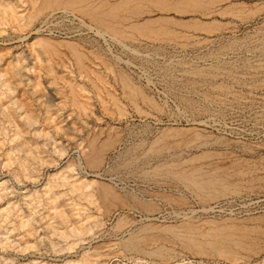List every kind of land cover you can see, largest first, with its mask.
Returning a JSON list of instances; mask_svg holds the SVG:
<instances>
[{
	"label": "rangeland",
	"instance_id": "374dc122",
	"mask_svg": "<svg viewBox=\"0 0 264 264\" xmlns=\"http://www.w3.org/2000/svg\"><path fill=\"white\" fill-rule=\"evenodd\" d=\"M102 1L0 0V264H264V0ZM217 229L246 240L236 260L207 245Z\"/></svg>",
	"mask_w": 264,
	"mask_h": 264
},
{
	"label": "bare ground",
	"instance_id": "6f19581e",
	"mask_svg": "<svg viewBox=\"0 0 264 264\" xmlns=\"http://www.w3.org/2000/svg\"><path fill=\"white\" fill-rule=\"evenodd\" d=\"M37 1H39V0H32V2H33V5H36L37 4ZM80 1H86L87 2V0H40V4L36 7V6H34V7H36L35 8V11H34V13L35 14H37V13H39L42 9L44 10V8H49V7H55V6H58V5H70V4H75V3H77V2H80ZM94 1V0H93ZM102 1V0H101ZM128 1V0H127ZM146 1V0H145ZM151 1H154V0H151ZM169 1V0H168ZM187 1V0H186ZM29 2V1H28ZM88 2H90V1H88ZM103 2V1H102ZM104 2H105V0H104ZM110 3L111 1H107V3ZM116 1H114V3H115ZM142 2V1H141ZM140 2V3H141ZM154 2H156V1H154ZM189 2H190V0H189ZM5 3H7L6 1H5ZM11 3V2H10ZM31 3V2H30ZM91 3V2H90ZM106 3V2H105ZM136 3V2H135ZM139 3V2H138ZM137 3V4H138ZM159 3V2H158ZM163 3V2H162ZM171 3H172V1H171ZM182 3H184V2H182ZM187 3V2H186ZM82 4H84V3H82ZM92 4V3H91ZM91 4H88L89 6L87 7V9H85V14L86 15H88L92 20H94L95 22L96 21H98V22H102V21H104V17H105V19H106V16L107 15H109V16H113L114 18L116 17V14L118 13L117 11H119L118 9H121V8H123L124 7V2H122V3H116L115 5H113V6H111L110 8H105V7H102V6H96V5H91ZM93 4H95V3H93ZM97 4V3H96ZM130 4V3H129ZM133 4H134V2H133ZM136 4V5H137ZM142 4V3H141ZM167 4V3H166ZM170 4V3H169ZM196 4H197V2H196ZM30 5V4H29ZM78 5H80V4H78ZM77 5V6H78ZM104 5H106V4H104ZM110 5H112V4H110ZM140 5V4H139ZM143 5V4H142ZM10 6H12V5H10ZM31 6V5H30ZM62 6V7H63ZM83 6V5H82ZM94 6H96L97 8H94ZM129 6V5H128ZM131 6V5H130ZM130 6L129 7H126V8H130ZM161 6V5H160ZM165 6V5H164ZM178 6H179V4H178ZM182 6V5H181ZM3 7V6H2ZM14 7H16V6H14ZM71 7H73V6H71ZM74 7H76V6H74ZM170 7H174V6H170ZM183 7V6H182ZM185 7V6H184ZM30 9H31V7H29ZM56 8V7H55ZM64 8V7H63ZM125 8V9H126ZM137 8V7H136ZM12 9V8H11ZM10 9V10H11ZM33 9V8H32ZM72 9V8H71ZM78 9H80V8H77V10ZM133 9H135V8H133ZM15 10V9H14ZM18 10V9H17ZM29 10V9H28ZM46 10V9H45ZM74 10V9H73ZM83 10V12H84V9H82ZM82 10H81V12H82ZM123 10V9H122ZM139 10V9H138ZM141 10H142V8H141ZM190 10V9H189ZM16 11V10H15ZM72 11V10H71ZM124 11V10H123ZM30 12V11H29ZM78 12V11H77ZM119 12H121V11H119ZM131 12V11H130ZM134 12V11H133ZM136 12V11H135ZM138 12V11H137ZM17 13V12H16ZM141 13V12H140ZM10 14V13H9ZM43 14V13H42ZM120 14V13H119ZM123 14V13H122ZM18 15V14H17ZM20 16L22 15V14H19ZM29 15V14H28ZM32 15H34L33 14V12L29 15V17H28V19L30 18H32L33 16ZM126 14H124V16H125ZM7 16V15H6ZM8 16H10V15H8ZM15 16H16V14H15ZM25 16V15H24ZM35 16V15H34ZM120 16V15H119ZM118 16V17H119ZM129 16V15H128ZM130 16H131V14H130ZM137 16V15H136ZM5 17V16H4ZM12 17H13V15H12ZM12 17H11V20H12ZM121 17V16H120ZM127 17V16H126ZM17 18V17H16ZM22 18H23V16H22ZM21 18V20H23ZM27 18V17H26ZM26 18H24V20L26 19ZM88 18V17H87ZM34 19H36V17L34 18ZM110 18H108V20H109ZM8 20V19H7ZM17 20V19H16ZM20 20V21H21ZM27 20V19H26ZM111 20V19H110ZM117 20V19H116ZM120 20V19H119ZM119 20H117V21H119ZM124 20V19H123ZM127 20V19H126ZM19 21V20H18ZM121 21V20H120ZM119 21V22H120ZM151 22H152V20H150ZM5 22V21H4ZM22 22V21H21ZM20 22V23H21ZM28 21H26V23H27ZM84 22V21H83ZM97 22V23H98ZM122 22V21H121ZM147 22V21H146ZM24 23V22H23ZM28 23H30V21L28 22ZM27 23V24H28ZM103 23V22H102ZM114 23V22H113ZM118 23V22H117ZM123 23V22H122ZM122 23H120L121 25H123ZM133 23V22H132ZM136 24H137V22H135ZM153 23V22H152ZM22 24V23H21ZM85 24V23H84ZM111 24V23H110ZM109 24V25H110ZM136 24H135V26H136ZM97 25V24H96ZM112 25V24H111ZM21 26V25H20ZM26 26V25H25ZM106 26V25H105ZM107 26H108V24H107ZM117 26H119V25H117ZM125 26H126V24H125ZM149 26L150 25H148V24H145L144 22H143V25L141 24V25H137V29L138 30H140V31H148L149 30ZM155 26V25H154ZM160 26V25H159ZM2 27V26H1ZM23 27H24V25H23ZM98 27V26H97ZM104 27V26H103ZM120 27V26H119ZM151 27H153L152 25H151ZM150 27V28H151ZM21 28V27H20ZM157 28V27H156ZM165 28V27H164ZM164 28L163 29H161V31L162 30H164ZM102 29V28H101ZM100 29V30H101ZM106 29V28H105ZM105 29H103V31L105 30ZM110 29V28H109ZM125 29V28H124ZM114 33L115 32H118V30H117V28H116V26H114V24H113V26H112V29H111ZM110 30V31H111ZM120 30V29H119ZM103 31H101V33L103 32ZM125 31V30H124ZM128 30H126V32H127ZM136 31V30H135ZM155 31H157V30H155ZM158 31H159V29H158ZM167 31V30H166ZM170 31V30H169ZM98 32H100V31H98ZM129 32V31H128ZM160 32V31H159ZM165 32V31H164ZM133 33V32H132ZM138 33V32H137ZM153 33V32H152ZM162 33H163V31H162ZM161 33V34H162ZM117 34V33H116ZM136 34V33H135ZM135 34H133V35H135ZM141 34V33H140ZM145 34V33H144ZM144 34H142V35H144ZM146 34H148L147 32H146ZM123 35V34H122ZM124 36V35H123ZM126 36V35H125ZM128 36H130V35H128ZM149 36V35H148ZM41 37V36H40ZM119 37H120V35H119ZM50 38V37H49ZM118 38V37H117ZM124 38V37H123ZM129 38V37H128ZM113 39V38H112ZM133 39V38H132ZM42 41L43 42H45V44H50L51 43V40H49V39H45V38H42ZM55 41V40H54ZM64 41V40H63ZM71 41V40H70ZM76 42V41H75ZM57 43H59V42H57ZM78 44H79V42H77ZM120 43H122V42H120ZM73 44V43H72ZM81 44V43H80ZM39 45V44H38ZM42 45V44H41ZM52 45H54V44H52ZM66 45H67V43H66ZM73 45H75V44H73ZM123 45V44H122ZM33 46V45H32ZM70 47V46H69ZM72 47V46H71ZM49 48V47H48ZM54 48V47H53ZM59 48V47H58ZM62 49V48H61ZM34 50V49H33ZM46 50V49H45ZM49 50H51V49H49ZM73 51H74V54H75V57L76 58H74V59H76V61H77V64H78V68L79 69H86L87 68V66H86V64H85V62H84V59H83V53H82V51H80L79 49H78V47L76 48V47H73ZM92 51V50H91ZM58 52V51H57ZM63 53V52H62ZM61 53V54H62ZM93 53V52H92ZM59 54V53H58ZM73 54V53H72ZM53 55V54H52ZM86 55V54H85ZM71 56V55H70ZM97 56V55H96ZM49 57H50V55H49ZM54 57V56H53ZM73 57V56H72ZM100 57V56H99ZM55 58V57H54ZM53 58V59H54ZM95 58V57H94ZM120 58V57H119ZM51 59V58H50ZM90 59V58H89ZM118 59V58H117ZM103 60V59H102ZM106 60V59H105ZM105 60H103L104 62H105ZM102 61V62H103ZM126 61V60H125ZM113 64V63H112ZM15 65V64H14ZM25 67V66H24ZM113 67V66H112ZM109 69V68H108ZM88 70V69H87ZM36 72V71H35ZM84 72V71H83ZM89 72V71H88ZM94 72H95V70H94ZM16 73V72H15ZM18 73V72H17ZM98 73H99V71H98ZM95 76V75H94ZM102 76V75H101ZM106 76V75H105ZM125 76V75H124ZM66 77V76H65ZM93 77V76H92ZM128 78V77H127ZM126 78V79H127ZM65 79V78H64ZM67 79V78H66ZM66 79H65V82L67 83V81H66ZM71 79V78H70ZM124 79V78H123ZM122 79V80H123ZM72 82V81H71ZM77 82V81H76ZM11 83V82H10ZM38 83V82H37ZM128 83H130V82H127V84L126 85H128ZM68 84H70V83H68ZM99 84V83H98ZM8 85V84H7ZM105 85V84H104ZM125 85V84H124ZM78 86H79V84H78ZM101 86V85H100ZM9 87H10V85H9ZM70 87H71V85H70ZM73 87V86H72ZM71 87V88H72ZM135 87V86H134ZM109 88V87H108ZM10 89V88H9ZM95 89V88H94ZM103 89V88H102ZM137 89H139V88H137ZM69 90V89H68ZM76 90V89H75ZM78 90V89H77ZM96 90V89H95ZM110 90V89H109ZM113 90V89H112ZM128 90V89H127ZM89 91V90H88ZM105 91V90H104ZM111 91V90H110ZM131 91H135V89L134 88H131ZM137 91V90H136ZM82 92V91H81ZM138 92V91H137ZM5 93V92H4ZM85 93V92H84ZM97 93V92H96ZM98 93H100V92H98ZM106 93V92H105ZM115 93V92H114ZM129 93H131V92H129ZM128 93V94H129ZM134 93V92H133ZM141 93V92H140ZM80 94V93H79ZM132 94V93H131ZM67 95V94H66ZM134 95V94H133ZM75 96V95H74ZM84 96V95H83ZM129 96H130V94H129ZM90 97V96H89ZM88 97V98H89ZM143 97V96H142ZM68 98V97H67ZM70 98H72V97H70ZM99 98V97H98ZM132 98V97H131ZM130 98V99H131ZM146 98V97H145ZM77 99V98H76ZM107 99V98H106ZM118 99V98H117ZM10 100V99H9ZM72 100V99H71ZM75 100V99H74ZM89 100V99H88ZM148 100V99H147ZM151 100V99H150ZM121 101V100H120ZM134 101H136V100H134ZM78 102V101H77ZM101 102H102V99H101ZM104 102V101H103ZM107 102V101H106ZM21 103V102H20ZM79 104H81L84 108L86 107V105L84 104V103H82V102H78ZM87 103V102H86ZM111 103V102H110ZM120 103V102H119ZM156 103V102H155ZM17 104V103H16ZM3 105V104H2ZM107 105V104H106ZM112 105V104H111ZM102 106H104V105H102ZM110 107V106H109ZM116 108V107H115ZM122 108V107H121ZM83 109V108H82ZM93 109V108H92ZM91 109V110H92ZM108 109H110V108H108ZM118 109V108H117ZM118 110H120V109H118ZM6 119V118H5ZM28 119V118H27ZM48 119V118H47ZM51 119V118H50ZM52 122V121H51ZM175 129V128H174ZM174 129H172V131H175ZM179 130V129H178ZM184 130V129H183ZM166 131H169V130H166ZM176 131H177V129H176ZM182 131V130H181ZM170 132V131H169ZM184 132V131H183ZM186 132V131H185ZM40 133V132H39ZM120 133V132H119ZM165 133V132H164ZM45 134V133H44ZM170 134V133H169ZM180 134V133H179ZM185 134V133H184ZM184 134H182V135H184ZM165 136H166V133L164 134ZM174 135V134H173ZM108 138H107V140L105 139V142H103V143H99L98 141V143L95 141L96 139H95V137H94V139L95 140H93L92 142H90V143H92L91 144V146H90V149H91V152H90V154L87 156L88 157V161H89V163H98L101 159H102V156H103V151L105 150V147L106 146H108V145H110V144H113L114 142H115V137H114V134H113V136H110L109 134H108ZM17 137V136H16ZM97 137V136H96ZM183 137V136H182ZM191 137V136H190ZM189 136H188V138H190ZM24 138V137H23ZM103 138V137H102ZM187 138V137H186ZM185 137H184V139H186ZM156 139V138H155ZM160 139V138H159ZM159 139H158V141H159ZM15 141H16V139H15ZM90 141H91V139H90ZM155 141V140H154ZM153 141V142H154ZM17 142V141H16ZM151 142V141H150ZM185 142V141H184ZM89 143V144H90ZM156 144V143H155ZM17 145V144H16ZM19 145V144H18ZM21 145V144H20ZM20 145H19V147H20ZM24 146V145H23ZM22 146V147H23ZM31 146V145H30ZM27 147V146H26ZM25 147V148H26ZM2 148V147H1ZM14 148V147H13ZM30 148V147H29ZM108 148V147H107ZM110 148V147H109ZM24 149V148H23ZM33 149V148H32ZM58 150V149H57ZM26 152H28V149H27V151ZM32 152V151H31ZM60 152V151H59ZM13 153V152H12ZM30 153V152H29ZM39 154V153H38ZM22 155V154H21ZM7 156V155H6ZM15 156V155H14ZM24 156V155H23ZM20 158V157H19ZM28 158V157H27ZM43 159V158H42ZM87 159V158H86ZM16 160V159H15ZM25 161V160H24ZM23 161V162H24ZM44 161V160H43ZM42 161V162H43ZM11 164V163H10ZM24 164V163H23ZM26 164H27V162H26ZM70 167H68V168H71V165H69ZM96 165H94V167H95ZM177 166V165H176ZM186 167V166H185ZM187 168V167H186ZM182 170V169H181ZM185 170V169H184ZM194 170H195V168H194ZM143 171V170H142ZM192 171V170H191ZM64 172V171H63ZM194 172V171H193ZM182 173V171L179 173V174H181ZM61 174V173H60ZM64 174V173H63ZM176 174V173H175ZM178 174V175H179ZM65 175V174H64ZM173 175H174V173H173ZM177 175V176H178ZM197 175H200V174H197ZM202 175V174H201ZM180 176V175H179ZM62 177V176H61ZM184 176H182L181 178H183ZM206 178H208V177H206ZM62 179V178H61ZM69 179V178H68ZM75 179H76V177H75ZM189 179V178H188ZM56 180V179H55ZM66 180V179H65ZM193 180H194V178H193ZM200 180H202V179H200ZM219 180V179H218ZM57 181V180H56ZM58 181H60V180H58ZM72 181V180H71ZM77 181V180H76ZM85 181V180H84ZM220 181H222L221 179H220ZM61 182V181H60ZM83 184V182L82 181H79V183H75L74 185L75 186H80L79 184ZM216 182L213 180V179H210L208 182H207V184L206 185H208V186H212V185H214ZM88 184L89 183H87V184H85L86 186H88ZM201 184V183H200ZM204 184V183H203ZM217 184V183H216ZM215 184V185H216ZM225 184V183H224ZM53 185V184H52ZM102 185V184H101ZM228 185H230V184H228ZM220 186H222L221 184H220ZM198 187V186H197ZM213 187V186H212ZM215 188V187H214ZM218 188V187H217ZM50 189H52V187H50ZM114 190V189H113ZM216 190V189H215ZM86 191H87V189H86ZM222 191V190H221ZM101 193H102V191H100ZM113 191H111L109 188H103V193H105V194H110V193H112ZM200 192H201V190H200ZM203 192H205V191H203ZM206 192H208V191H206ZM210 192V191H209ZM50 194V193H49ZM113 194L114 195H117L116 193H114L113 192ZM209 194V193H208ZM213 194V193H212ZM58 195V194H57ZM82 195V194H81ZM54 196H56L55 194H54ZM49 197L50 198H52V194L51 195H49ZM57 197V196H56ZM60 197V196H59ZM103 197V196H102ZM120 197H122V196H120ZM47 198V197H46ZM111 198H112V195H111ZM46 200H48V199H46ZM50 200H52V205H51V208H57V207H59L60 205L59 204H56V199H55V197L53 198V199H50ZM106 200H107V197H106ZM109 201H111L110 199H108ZM107 200V201H108ZM122 200V199H121ZM121 200H119L120 202H121ZM108 201V202H109ZM39 203V202H38ZM68 203V202H67ZM110 204H112V202H109ZM35 204H36V202H35ZM61 204V203H60ZM107 204V203H106ZM121 204V203H120ZM28 205V204H27ZM103 205H105V202H104V204ZM13 206V205H12ZM35 206V205H34ZM11 207V206H10ZM64 207V206H63ZM107 207V206H106ZM14 208V207H13ZM11 209H12V207H11ZM31 209V208H30ZM13 210V209H12ZM23 210V209H22ZM34 210H35V208H32L29 212H31L32 214H33V218H34ZM60 210V212L61 213H64L65 211L64 210H62V209H59ZM21 211V210H20ZM13 212V211H12ZM16 212V211H15ZM34 212V213H33ZM54 212V211H53ZM79 212V211H78ZM30 213V214H31ZM9 212L8 211H6L5 212V217H8L9 216ZM80 214V213H79ZM2 215V214H1ZM28 216V215H27ZM2 217H4L3 215H2ZM41 218H42V216H41ZM50 218V217H49ZM48 218V219H49ZM25 219V218H24ZM30 219H31V217H29L28 216V219H27V221L26 222H23V226H27L28 228H32L31 227V224H30ZM51 219H54V216H52L51 217ZM37 220V219H36ZM42 220V219H41ZM45 220V219H44ZM24 221V220H23ZM50 223V227L52 226L53 228H54V230H55V227H54V224H52V222L50 221L49 222ZM41 225V224H40ZM87 225V224H86ZM184 225V224H183ZM189 225V224H188ZM56 226V225H55ZM164 226V225H163ZM221 226V225H220ZM219 225L216 227V228H218V227H220ZM222 226H224V225H222ZM3 227V226H2ZM4 227H5V225H4ZM150 227V226H149ZM7 228V227H6ZM13 228V227H12ZM35 228H37L36 227V225H35ZM48 228V227H47ZM46 228V229H47ZM80 228V230H85V231H87V230H89L90 228H84V227H82V226H80L79 227ZM145 228V227H144ZM164 228V227H163ZM163 228H160L161 229V231L162 230H164ZM168 228H172L171 226L169 227L168 226ZM233 228V227H232ZM24 229V228H23ZM50 229V228H49ZM146 229H148L149 230V228H146ZM146 229H144V230H146ZM154 229V228H153ZM159 229V230H160ZM234 229V228H233ZM240 229V228H239ZM242 229V228H241ZM244 229H246V228H244ZM243 229V230H244ZM7 230H9V229H7ZM141 230V229H140ZM165 230H169V229H167V228H165ZM239 231V230H238ZM250 231V230H249ZM163 232V231H162ZM168 232V231H167ZM183 232V231H182ZM155 233V232H154ZM161 233V232H160ZM170 233H173V232H170ZM188 233V232H187ZM190 233V232H189ZM197 233V232H196ZM203 233H204V231H203ZM234 233V232H233ZM20 234V233H19ZM180 234V233H179ZM207 234V233H206ZM238 234V233H237ZM248 234V233H247ZM62 236H64V237H68L69 235H68V233H66V232H63L62 234H61ZM74 235V234H73ZM173 235H174V233H173ZM197 235V234H196ZM209 235V234H208ZM4 236V235H3ZM136 236H138V235H136ZM136 236H134L130 241V243H132V245H135V246H137L138 245V243H140L139 242V240H138V238L136 237ZM141 236V235H140ZM164 236V235H163ZM163 236H160V235H158V234H149V235H146V240L147 241H151V240H158V239H161V238H163ZM167 236V235H166ZM180 236V235H179ZM201 236V235H200ZM139 237V236H138ZM144 237V236H143ZM165 237V236H164ZM177 237H178V235H177ZM183 237V236H182ZM190 237V236H189ZM204 237V236H203ZM240 237V236H239ZM196 238V237H195ZM253 238V237H252ZM139 239L140 240H142V238H140L139 237ZM202 239V238H201ZM247 239V238H246ZM15 240V239H14ZM69 240V239H68ZM174 240V239H173ZM32 241V240H31ZM142 241H144V240H142ZM166 241V240H165ZM188 241V240H187ZM186 241V243L187 244H189L188 242ZM246 241V240H245ZM245 241L244 240H242V239H235V238H233V236H232V234H228L227 232L225 233L224 231H221L220 229H217L216 231H215V233H213L212 235H211V240H207V245H208V243H209V245H210V249H212L217 255H222V256H224V257H227V258H232V259H235L236 258V256H237V248L238 247H244L245 246ZM15 242H16V240H15ZM195 242V244H197V245H199V246H197V251H201V253H204V252H206V251H203V250H200L199 248H202V244H204V243H206V241L203 239V240H199V241H194ZM255 242V241H254ZM125 243V242H124ZM127 243V242H126ZM147 243V242H146ZM168 243V242H167ZM173 243H175V242H173ZM250 243V242H249ZM14 244V243H13ZM143 244H144V242H143ZM149 244V243H148ZM147 244V245H148ZM255 244V243H254ZM17 245H19V244H17ZM17 245H16V247H17ZM144 245H146V244H144ZM159 245V244H158ZM181 245V244H180ZM185 245V244H184ZM249 245H251V244H249ZM15 246V245H14ZM73 245H70V247H72ZM165 246V245H164ZM168 246H169V244H168ZM183 246V245H182ZM186 246V245H185ZM189 246V245H188ZM3 247H4V245H3ZM154 247V246H153ZM192 247H193V245H192ZM146 248V247H145ZM189 248H190V246H189ZM194 248V247H193ZM245 248V247H244ZM255 248V247H254ZM147 249V248H146ZM153 249H155V248H152V250ZM195 249V248H194ZM208 249V248H207ZM253 249V248H252ZM163 250H165V249H163ZM192 250V249H191ZM205 250V249H204ZM242 250V249H241ZM157 251V250H156ZM196 251V250H195ZM203 251V252H202ZM154 253H155V250L153 251ZM101 253V252H100ZM158 253H163V251L162 250H160L159 249V251H158ZM157 253V254H158ZM201 253H199V254H201ZM213 253V252H212ZM95 254V253H94ZM156 254V255H157ZM206 254H208V252L206 253ZM210 254V253H209ZM90 255V254H89ZM166 255H169L168 253L166 254ZM169 257V256H168ZM231 259V260H232ZM240 259V258H239ZM83 260L84 261H86L87 260V258H83ZM92 260V259H91ZM164 261H165V259H163ZM168 260V259H167ZM236 260V259H235ZM79 261V260H78ZM68 262V261H67ZM76 262L77 261H74V263L76 264ZM45 264V263H44Z\"/></svg>",
	"mask_w": 264,
	"mask_h": 264
}]
</instances>
